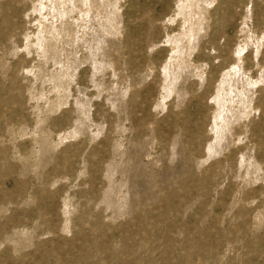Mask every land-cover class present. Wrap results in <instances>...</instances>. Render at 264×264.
Listing matches in <instances>:
<instances>
[{"label":"rangeland","instance_id":"1","mask_svg":"<svg viewBox=\"0 0 264 264\" xmlns=\"http://www.w3.org/2000/svg\"><path fill=\"white\" fill-rule=\"evenodd\" d=\"M0 264H264V0H0Z\"/></svg>","mask_w":264,"mask_h":264}]
</instances>
